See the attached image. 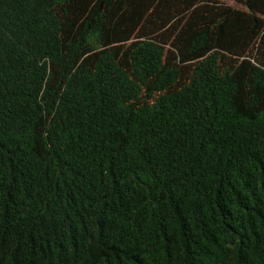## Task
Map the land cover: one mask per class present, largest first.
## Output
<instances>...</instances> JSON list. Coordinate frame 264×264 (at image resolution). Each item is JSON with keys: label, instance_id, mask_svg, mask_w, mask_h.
<instances>
[{"label": "trees", "instance_id": "trees-1", "mask_svg": "<svg viewBox=\"0 0 264 264\" xmlns=\"http://www.w3.org/2000/svg\"><path fill=\"white\" fill-rule=\"evenodd\" d=\"M0 264H264V0H0Z\"/></svg>", "mask_w": 264, "mask_h": 264}, {"label": "rangeland", "instance_id": "rangeland-1", "mask_svg": "<svg viewBox=\"0 0 264 264\" xmlns=\"http://www.w3.org/2000/svg\"><path fill=\"white\" fill-rule=\"evenodd\" d=\"M224 3H226V4H228V5H232V6L235 5L234 2H230V1H229V2L226 1V2H224Z\"/></svg>", "mask_w": 264, "mask_h": 264}]
</instances>
